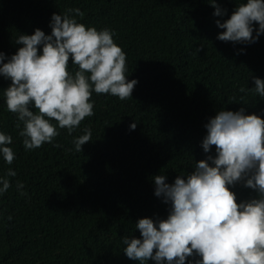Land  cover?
Wrapping results in <instances>:
<instances>
[{
    "label": "trees",
    "instance_id": "16d2710c",
    "mask_svg": "<svg viewBox=\"0 0 264 264\" xmlns=\"http://www.w3.org/2000/svg\"><path fill=\"white\" fill-rule=\"evenodd\" d=\"M238 2L217 0L224 13L213 15L209 0H0L5 59L21 46L20 33L39 27L48 34L53 12L79 8L86 26L115 29L126 79L137 80L125 99L93 91V115L29 150L18 135L22 123L4 103L11 81L0 75V131L12 136L15 153L11 164L0 158V174L16 172L0 194V264H139L123 252V237H139L138 218H164L169 208L154 194V175L172 183L215 155L214 145L206 153L201 142L204 125L222 108L242 107L264 119V97L247 91L254 76L264 79V32L251 42L217 39L224 29L216 21ZM76 68L69 57V69ZM86 127L90 140L77 152L73 138ZM230 189L237 202L256 195L243 181Z\"/></svg>",
    "mask_w": 264,
    "mask_h": 264
},
{
    "label": "clouds",
    "instance_id": "9594fccd",
    "mask_svg": "<svg viewBox=\"0 0 264 264\" xmlns=\"http://www.w3.org/2000/svg\"><path fill=\"white\" fill-rule=\"evenodd\" d=\"M209 3L213 15H223L217 0ZM77 15L83 16L79 8L53 12L50 33L39 27L31 34L20 33L15 42L21 46L14 53L5 59L0 51V75L11 81L3 89L4 103L22 123L18 135L25 149L53 142L59 128L71 133L84 117L93 115V91L125 99L137 83L135 77L126 79V53L114 42L115 29L86 26ZM253 21L258 22L255 35ZM216 24L224 29L217 39L254 41L264 32V0H239L228 18ZM69 57L77 65L74 72ZM253 80L254 87L247 91L264 97V79ZM135 127L133 120L129 128ZM204 127L202 148L208 153L214 145L215 155L195 161L191 172L177 175L172 183L163 174L154 175V194L169 205L167 215L138 218L140 236L123 237V252L139 264L149 258L156 264H185L194 254L199 258L187 264H264V119L246 114L242 107L222 108ZM90 137L87 127L74 137L75 151L81 152ZM11 143L12 136L0 131V158L7 164L15 156ZM14 176L13 168L0 174V194ZM238 181L256 195L237 202L230 186ZM16 188L26 195L22 181Z\"/></svg>",
    "mask_w": 264,
    "mask_h": 264
}]
</instances>
